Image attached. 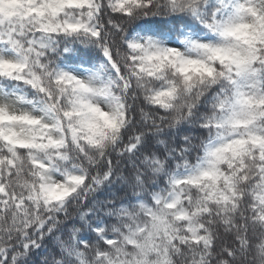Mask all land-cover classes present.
<instances>
[{
  "label": "snow or ice",
  "instance_id": "1",
  "mask_svg": "<svg viewBox=\"0 0 264 264\" xmlns=\"http://www.w3.org/2000/svg\"><path fill=\"white\" fill-rule=\"evenodd\" d=\"M0 264H264V0H0Z\"/></svg>",
  "mask_w": 264,
  "mask_h": 264
}]
</instances>
